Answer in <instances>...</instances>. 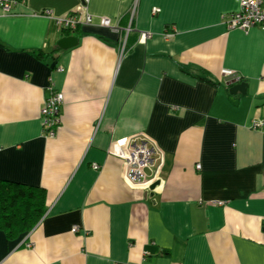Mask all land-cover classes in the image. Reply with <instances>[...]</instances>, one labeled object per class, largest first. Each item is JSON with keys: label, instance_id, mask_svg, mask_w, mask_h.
I'll list each match as a JSON object with an SVG mask.
<instances>
[{"label": "crops", "instance_id": "0c3cea01", "mask_svg": "<svg viewBox=\"0 0 264 264\" xmlns=\"http://www.w3.org/2000/svg\"><path fill=\"white\" fill-rule=\"evenodd\" d=\"M82 4L26 0L0 17V181L44 196L35 226L0 230V264H264V31L223 25L235 0ZM44 9L93 21L62 32L33 16ZM49 87L63 96L53 138ZM137 138L154 151L147 178L159 168L151 196L109 153Z\"/></svg>", "mask_w": 264, "mask_h": 264}, {"label": "built area", "instance_id": "2783aa9c", "mask_svg": "<svg viewBox=\"0 0 264 264\" xmlns=\"http://www.w3.org/2000/svg\"><path fill=\"white\" fill-rule=\"evenodd\" d=\"M26 0H0V17L11 16L14 14V9L17 5H24ZM88 0H82L85 3ZM237 8L235 11L226 14L222 17V23L230 30H241L243 33H247L251 28L257 27L264 31V2L262 0H235ZM159 10L158 8L152 9L154 15ZM33 16H43L47 19H51L55 22L56 27L60 31L73 32L78 27L92 23L93 19L90 15L85 14H69L62 18L55 17L52 10L44 9L39 14H33ZM99 24L104 28L110 27V20L100 19ZM131 29H127L130 32ZM170 34H166L165 39L170 38ZM140 38L144 40L146 33L141 34ZM121 53L124 48V43L120 47ZM62 72V69H57ZM221 76L227 81L238 82L239 79L235 76L231 70H221ZM49 96L43 100V106L40 110L42 125L44 126L45 136L53 138L56 129L59 127V112L63 105V96L60 92L52 91V88L47 89ZM109 153L120 158L123 162V180L127 184L133 187L143 186L148 188L153 183L158 169L154 171L151 179L147 178L146 170L150 168L152 160L154 158L153 148L148 145L142 138L134 139L131 143L124 142L123 140H116L112 143ZM199 168L200 166L197 165ZM93 170H97L98 166L93 164ZM224 202H217L214 205L222 206ZM73 232H77V227L74 226L71 229ZM29 247V244H27Z\"/></svg>", "mask_w": 264, "mask_h": 264}, {"label": "trees", "instance_id": "16d2710c", "mask_svg": "<svg viewBox=\"0 0 264 264\" xmlns=\"http://www.w3.org/2000/svg\"><path fill=\"white\" fill-rule=\"evenodd\" d=\"M37 59L41 54H35ZM43 191L0 181V230L13 240L31 229L43 214Z\"/></svg>", "mask_w": 264, "mask_h": 264}, {"label": "water", "instance_id": "95a60500", "mask_svg": "<svg viewBox=\"0 0 264 264\" xmlns=\"http://www.w3.org/2000/svg\"><path fill=\"white\" fill-rule=\"evenodd\" d=\"M77 38L75 37H63V39H60L56 44L58 46V48L60 49H69V48H73L75 47V45L77 44ZM234 82L232 81H228L227 86L230 85L229 88V93L232 95H236V93L239 94H244L245 93V88H246V83L244 82H240V84H236L233 85ZM157 186L156 182L151 183V185L147 188V193L150 192L149 196H151V192L152 190H154V188Z\"/></svg>", "mask_w": 264, "mask_h": 264}]
</instances>
